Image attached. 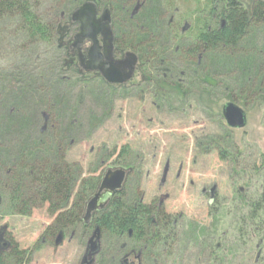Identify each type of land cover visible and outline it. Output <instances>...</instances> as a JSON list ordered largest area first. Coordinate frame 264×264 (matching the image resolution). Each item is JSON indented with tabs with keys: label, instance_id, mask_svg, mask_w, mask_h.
<instances>
[{
	"label": "rangeland",
	"instance_id": "obj_1",
	"mask_svg": "<svg viewBox=\"0 0 264 264\" xmlns=\"http://www.w3.org/2000/svg\"><path fill=\"white\" fill-rule=\"evenodd\" d=\"M84 3L38 0L36 13L53 26L58 40L70 11ZM91 3L98 4V15L109 10L113 37L124 33L130 47L122 45L118 52L136 55L134 82L113 88L96 75L79 73L76 57L69 63L70 53L61 45L72 40L77 25L67 39L48 44L27 41L14 20L1 22L0 178L17 162L34 161L19 158L21 151H34L37 161L50 163L59 152L83 181L101 178L109 169H131L123 200L155 203L173 228L162 235V242L140 250L142 264H253L259 239L249 225L245 234L236 222L244 214L235 189L248 197L255 193V176L246 167L257 165L264 152V24L252 26L232 52L202 51L191 57L183 28L192 23L195 0ZM131 23L134 30L129 29ZM131 31L148 35L149 53L142 62L124 37ZM203 99L212 105L211 113ZM227 103L244 113L243 128L226 126L221 109ZM5 197L0 193V241L12 240L30 250L29 264H80L91 231L83 232L78 225L51 238L43 236L54 219L47 207L37 206L27 216L8 214ZM202 228L210 233L199 236ZM238 228H243L244 239L253 240L247 253L250 244L245 240L241 249L230 247L238 244ZM116 240L100 231L101 252L95 264H118L119 244L134 249L130 239L117 245Z\"/></svg>",
	"mask_w": 264,
	"mask_h": 264
},
{
	"label": "trees",
	"instance_id": "obj_2",
	"mask_svg": "<svg viewBox=\"0 0 264 264\" xmlns=\"http://www.w3.org/2000/svg\"><path fill=\"white\" fill-rule=\"evenodd\" d=\"M54 1L59 2V0ZM88 1L93 2V0H86ZM37 3L38 0H0V23L4 20H14L15 26L27 41L52 44L57 40L53 26L39 18L36 13ZM195 5L197 6L195 13H191L189 17L192 19L191 25L186 22L183 28L189 40L186 52L191 57L202 51L214 54L217 51L232 52L247 36L252 26L264 24V0H248V2L243 0H195ZM76 9L71 10L70 13L72 14ZM179 24L175 26V29ZM134 28L135 23H131L129 29L134 30ZM123 35L124 33L114 34L115 50L120 52L122 45L126 46L125 50L130 47L123 40ZM124 37L130 39V44L138 53L139 61H144L149 53L146 50L150 43L146 41L148 35H140L131 31L127 32ZM59 41L60 39L57 43ZM143 43L148 45L142 46ZM100 82L105 83L102 79ZM160 84L158 86L165 87ZM177 88L172 90L181 94ZM204 106L210 113L212 112V105L208 104V101H204ZM57 150L56 147L55 152ZM55 156L57 160L53 163L41 159L39 162L36 160L38 156L34 151L29 153L21 151L19 158L31 157L34 161L26 162L23 159L25 162L22 165L17 162L5 178H0V193L4 192L6 196L3 207L8 214L27 216L37 206L47 207L54 219L53 223L44 229L42 235L49 238L78 225L81 226L83 232L87 231L88 228L84 227L81 222V212L84 203L95 191L100 181V177L78 180L77 169L63 162L59 152H56ZM258 160V166L254 164L252 167L250 165L246 167L247 170L251 168L249 169L252 172L250 174L255 176V193L248 197L246 192L241 194L237 188L235 189L237 199L240 201L239 211L244 214V218L236 222L244 227L245 234L247 225H249L250 233L254 234V237L257 235L258 239H264V231H262L264 225V152L259 154ZM169 224V219L156 207L155 203L149 205L141 202L126 203L122 195L113 197L110 207L94 221V227H98L102 233L117 239L116 245L130 231V242L134 249L139 250L153 242H162L164 233H172L173 228H170ZM210 230L211 233L208 229L202 228L198 234L204 237L210 233L214 238L217 231L216 226L213 224ZM242 232L243 228L237 229L239 236L235 243H238V240L243 243L245 240ZM82 234L85 235V233ZM239 246V244H234L230 247ZM29 261L30 250L20 249L12 240L10 242L0 241V264H29ZM256 264H264V246L263 253Z\"/></svg>",
	"mask_w": 264,
	"mask_h": 264
},
{
	"label": "water",
	"instance_id": "obj_3",
	"mask_svg": "<svg viewBox=\"0 0 264 264\" xmlns=\"http://www.w3.org/2000/svg\"><path fill=\"white\" fill-rule=\"evenodd\" d=\"M69 25H77V33L73 37L75 47L79 48L84 42L89 43L85 53L78 50L76 55L77 66L83 74H98L110 86H121L131 80L137 57L132 52L122 55L120 60H114V37L111 31V18L109 10L98 15V7L91 2L84 3L76 9L69 18ZM225 124L230 129H241L245 125V115L237 106L227 103L221 109ZM131 169H109L101 177L96 193L88 200L84 224L97 211L103 210L111 196L121 193ZM213 189L210 190L209 203L213 202ZM107 199L102 202V198ZM60 240L57 237L56 244ZM100 247V230L95 228L88 239L81 260L82 264H91Z\"/></svg>",
	"mask_w": 264,
	"mask_h": 264
},
{
	"label": "flooded vegetation",
	"instance_id": "obj_4",
	"mask_svg": "<svg viewBox=\"0 0 264 264\" xmlns=\"http://www.w3.org/2000/svg\"><path fill=\"white\" fill-rule=\"evenodd\" d=\"M71 27H74V26H72V25H69L68 24V22L67 23H64V25H63V28L59 31V36H60V41L62 40V39H67L66 37H68V35H70V28ZM72 37V36H71ZM72 40H73V38H72ZM71 40V38H68L67 40H66V43H64V42H61V45H63L68 51H69V53H70V56H71V59H70V61H69V63H73L74 62V56L76 57V55H77V52H78V50H80L82 53H85L86 51H87V49L89 48V43L88 42H84L79 48H76L75 47V45H76V43H74V41H72ZM73 42V43H72ZM115 46V45H114ZM115 48V47H114ZM114 55H116V56H114ZM122 53H119L118 51H116L115 49H114V51H113V58H114V60L116 59V58H121L122 57ZM117 60V59H116ZM137 69H138V59H137V64H136V67H135V70H134V73H133V76H132V78H131V80L130 81H128L127 83H125L124 85H128V84H131L132 82H134V80H135V78H136V76H137ZM79 73H82L81 72V69H80V71H79ZM83 74V73H82ZM92 74V73H91ZM85 75H90V74H85ZM92 75H97V76H99L98 74H92ZM100 77V76H99ZM101 78V77H100ZM121 86H123V85H121ZM121 86H117V87H121ZM113 87H116V86H114L113 85ZM101 179V178H100ZM239 191V193H241L242 191H241V189H239L238 190ZM122 193V192H121ZM121 193H119V194H117V195H113V196H111L110 198H109V200H108V203L106 204V206L103 208V210H99V211H97V212H95L91 217H90V219L88 220V222H87V224L85 225L84 224V213H85V207H86V204H87V202H88V200L90 199H88L85 203H84V208H83V210H82V212H81V222H82V225L84 226V227H87L88 229H87V232H89V231H91V233H90V237H91V235H92V232H93V230L95 229V228H97V227H94V221H95V219L96 218H98L100 215H102L109 207H110V205H111V202H112V198L113 197H116V196H118V195H121ZM204 192L202 191V194H203ZM107 199V195L106 196H104L103 198H102V202H104L105 200ZM89 237V238H90ZM126 240L127 239H130L131 238V232L129 231L128 233H127V236H125L124 237ZM123 240V239H122ZM248 240V239H247ZM246 239H245V243H247V244H250L248 247L246 246V248L247 249H245L246 251V253L248 252V248H250V246H251V243H252V239L250 238L248 241H247ZM57 241V240H56ZM55 241V242H56ZM238 242V244L240 245V247H239V249H241L242 248V242L241 241H237ZM263 246H264V239H259L257 242H256V244H255V250H256V254H255V256H254V259H253V264H256L257 262H258V259L261 257V254L263 253ZM220 248V246H219V244L217 243V245L215 246V249H219ZM118 249H119V255H121V258H120V260H119V263L118 264H142L141 263V254H140V250L139 249H131V248H129L128 247V245H126V244H121L119 247H118ZM137 251V252H136ZM139 251V252H138ZM101 252V249H100V247H99V250H98V253L96 254V256L94 257V259H93V262L91 263V264H95V261H96V258L98 257V255H99V253ZM80 264H82L81 262H80Z\"/></svg>",
	"mask_w": 264,
	"mask_h": 264
}]
</instances>
